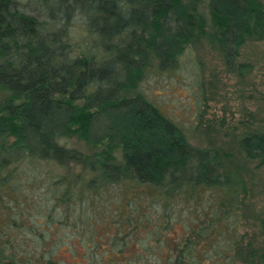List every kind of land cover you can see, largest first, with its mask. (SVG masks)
Listing matches in <instances>:
<instances>
[{
  "label": "trees",
  "instance_id": "16d2710c",
  "mask_svg": "<svg viewBox=\"0 0 264 264\" xmlns=\"http://www.w3.org/2000/svg\"><path fill=\"white\" fill-rule=\"evenodd\" d=\"M201 2L0 0V264H264L241 165L148 84L264 38L262 0H208L213 30ZM238 147L263 164L264 129Z\"/></svg>",
  "mask_w": 264,
  "mask_h": 264
},
{
  "label": "rangeland",
  "instance_id": "374dc122",
  "mask_svg": "<svg viewBox=\"0 0 264 264\" xmlns=\"http://www.w3.org/2000/svg\"><path fill=\"white\" fill-rule=\"evenodd\" d=\"M200 10L207 17V30H213L208 0H202ZM185 54L195 61L189 65H197L196 70L188 73L182 67L174 72L149 77V87L152 86L155 93L161 90L155 95L162 100L167 112L190 129L192 143L202 147L219 145L233 153L249 188L246 201L250 225L247 228L251 233L257 231L258 241L262 242L264 163L260 165L257 160L247 159L238 144L245 132L264 129V38L250 36L246 40L240 47L235 68L228 67L220 44L209 36L196 38ZM197 71L204 79L202 84L194 81ZM3 97L0 92V101ZM68 141L81 149H95L75 136Z\"/></svg>",
  "mask_w": 264,
  "mask_h": 264
}]
</instances>
